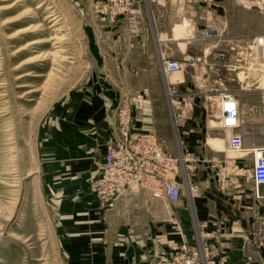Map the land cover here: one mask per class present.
I'll return each mask as SVG.
<instances>
[{
	"label": "crops",
	"instance_id": "1",
	"mask_svg": "<svg viewBox=\"0 0 264 264\" xmlns=\"http://www.w3.org/2000/svg\"><path fill=\"white\" fill-rule=\"evenodd\" d=\"M93 3L102 5V36L104 42H109L103 56L110 63L118 58L116 65L104 62L107 72L140 75L141 80L143 74L157 73L162 87L160 54L189 58L193 55L191 42L206 40L205 28L232 45L234 33L229 25L234 22V10L252 9L264 14V0L208 3L151 0L150 4L145 0H93ZM133 7L142 11L138 16L142 27L139 34L126 28L127 11ZM184 17L193 20L191 26L196 37L192 40L177 31ZM117 42L118 48H113ZM204 44L198 47L200 55L204 54ZM230 51L231 64L228 66L223 53L219 62L222 68L234 69V48ZM193 68L186 66L173 74L172 88L182 100L192 91L191 82L197 72ZM104 79L102 82L87 79L71 89L52 115L41 142L40 177L53 207L57 229L66 235L62 242L68 263L160 264L173 243L180 240L190 245L197 243L195 228L199 224L209 234L207 243L214 264H264V183L256 184L239 159L231 163L226 177L217 179L210 158L220 157L223 151L220 146L226 145L228 135L220 132L219 135L216 129L206 127L203 108L189 115L181 125L186 126L182 131L183 144L193 157L187 167L199 188L197 195L190 197L184 190L178 201L168 203L147 190L124 188L111 208L100 206L89 180L97 161L104 156L107 142L116 136L112 113L123 91L130 94L136 125L155 130L167 152L177 151L169 115L161 118L156 111L157 106L167 105V100L156 93L153 85L141 84L140 90L134 92L115 85L111 77L108 81ZM237 95L243 119L237 131L243 135L244 147L251 152L253 148L264 147V85L260 81H238ZM177 102L179 105L180 101Z\"/></svg>",
	"mask_w": 264,
	"mask_h": 264
},
{
	"label": "rangeland",
	"instance_id": "2",
	"mask_svg": "<svg viewBox=\"0 0 264 264\" xmlns=\"http://www.w3.org/2000/svg\"><path fill=\"white\" fill-rule=\"evenodd\" d=\"M127 12V30L139 34L142 31L141 16L138 19L141 9L133 7ZM101 13L102 5L94 4L93 0H0V264H69L62 242L66 235L57 229L53 207L39 170L43 133L71 89H76L87 79L102 82L105 77L106 81L111 77L115 85L132 91L140 90L141 84L150 83L156 93L167 100V105L157 106L156 111L161 118L169 115L170 119L174 110L170 109L167 95L171 94L176 101L174 109L179 115L180 128L177 131L173 127L177 151H165L186 154L188 169V162L193 157L184 149L182 131L186 126L181 127L188 116L203 108L206 127L228 135L217 119L219 93L233 92L239 100L238 81H260L264 85V42H258V38L264 39V14L259 10H234V22L229 25L234 33L232 45L211 32L210 37L203 36L206 39L203 40L204 54L198 53V47L204 43L201 39L191 42L193 55L189 58L173 57L182 62L183 68L192 65L197 70L194 72L196 78L193 77L195 79L191 82L192 91L185 100L178 98V91L172 87L169 90L164 88L165 79L162 87L157 73L143 74L142 78L148 79L141 80L140 75L107 72L104 62L116 65L118 58H113L111 64L108 57L103 56L104 50L109 49V42L103 41ZM187 19L193 23L188 17L179 23ZM29 25L32 31L21 30ZM179 32L185 34L182 30ZM36 37L43 38V41L35 46L27 44ZM189 37L191 40L195 38L196 31ZM124 43L126 41L121 42ZM113 48H118V42ZM231 48H234V69L222 68L219 62L223 53H226L228 66L231 64ZM123 95L130 96L124 91L120 96ZM190 122H187L188 128H191ZM151 131L157 134L155 130ZM220 148L223 149L220 157L210 158L213 159L215 176L220 168L225 169L227 175L235 159H239L243 169L253 175L254 148L251 152L246 148L232 152L227 143L225 146L221 144ZM196 155L199 154L193 156Z\"/></svg>",
	"mask_w": 264,
	"mask_h": 264
},
{
	"label": "built area",
	"instance_id": "3",
	"mask_svg": "<svg viewBox=\"0 0 264 264\" xmlns=\"http://www.w3.org/2000/svg\"><path fill=\"white\" fill-rule=\"evenodd\" d=\"M200 1L205 3L209 0ZM204 36H210L209 29L205 30ZM258 42L262 44L264 39L260 37ZM160 65L162 72L168 76L181 68V61L173 57H162ZM170 88L167 87L168 90ZM167 97L170 109L174 110L172 125L179 131V115L174 109L176 101L171 94ZM217 99V119L228 133L227 148L232 152L243 151L244 138L237 131L243 125L239 100L229 91H221ZM112 119L118 134L107 142L104 156L97 161L95 173L89 180L90 189L102 208H111L124 188L147 190L168 203L178 201L184 189L190 197L198 194L199 188L192 182L185 166L188 156L181 151L177 154L167 153L155 132L140 129L136 125L129 96L121 97L113 110ZM253 151V177L259 185L264 183V147L254 148ZM226 176L225 169L217 171V179ZM195 229L197 245L190 246L185 240L173 243L169 253L162 257L161 264H214L208 249L209 234L199 224Z\"/></svg>",
	"mask_w": 264,
	"mask_h": 264
},
{
	"label": "bare ground",
	"instance_id": "4",
	"mask_svg": "<svg viewBox=\"0 0 264 264\" xmlns=\"http://www.w3.org/2000/svg\"><path fill=\"white\" fill-rule=\"evenodd\" d=\"M55 25V24H54ZM32 26L31 25H29V26H26V27H24V28H22L21 30L22 31H26V30H30L29 28H31ZM34 27V26H33ZM36 28V27H35ZM207 29H209V28H205L204 30H203V36H204V32H205V30H207ZM32 30H33V28H32ZM32 30H30V31H32ZM184 31V33L187 35V36H193L194 35V30L192 29V26H191V21L190 20H185L181 25H178L177 26V31L179 32V31ZM210 30V29H209ZM23 33V32H22ZM212 34H211V30H210V36H211ZM54 36H56V35H54ZM210 36H208V37H210ZM58 37V36H57ZM207 37V38H208ZM37 38V37H36ZM45 39V38H44ZM51 39H53V38H51ZM30 40V39H29ZM43 41V38H37V39H33L32 41H30V42H27V44L28 43H30V44H34V46H35V43H39V42H42ZM29 44V45H30ZM36 48V47H35ZM30 50V49H29ZM24 51V50H23ZM14 52V51H13ZM19 52V51H18ZM55 53V52H54ZM162 57H168V56H165V55H163V54H160V56H159V64H160V60H161V58ZM28 59V58H27ZM23 62V61H22ZM29 63V62H28ZM30 64V63H29ZM160 68H161V65H160ZM182 62H181V68L180 69H178V70H176V71H174V72H172V73H170L168 76H165V74L162 72V70H161V72H162V75H163V78L166 80V84H165V88L166 87H168V86H170V87H172V83L174 82V79H173V77H174V75L173 74H175L176 72H179L180 70H182ZM29 73V72H28ZM27 75V74H26ZM123 97V96H122ZM121 99V98H120ZM119 102V101H118ZM130 102H131V100H130ZM116 107V106H115ZM114 110V109H113ZM132 117H133V113H132ZM214 120H211V122H213ZM213 123H215V121L213 122ZM114 126V125H113ZM115 127V126H114ZM116 128V127H115ZM117 131V130H116ZM118 134V132H116V135ZM116 137V136H115ZM193 182V181H192ZM185 190V189H184ZM188 243V242H187ZM190 245V244H189ZM190 246H194V245H190ZM208 249H209V246H208ZM210 251V250H209Z\"/></svg>",
	"mask_w": 264,
	"mask_h": 264
}]
</instances>
